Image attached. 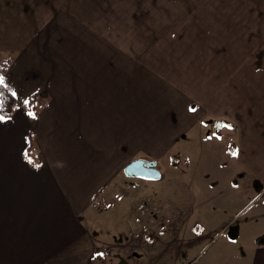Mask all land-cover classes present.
Here are the masks:
<instances>
[{
	"label": "crops",
	"instance_id": "1",
	"mask_svg": "<svg viewBox=\"0 0 264 264\" xmlns=\"http://www.w3.org/2000/svg\"><path fill=\"white\" fill-rule=\"evenodd\" d=\"M178 5L0 0V75L19 106L0 120V264H93L87 214L113 201L124 169L188 166L211 132L264 181V0H209L205 35ZM251 253L264 264L263 239Z\"/></svg>",
	"mask_w": 264,
	"mask_h": 264
},
{
	"label": "rangeland",
	"instance_id": "2",
	"mask_svg": "<svg viewBox=\"0 0 264 264\" xmlns=\"http://www.w3.org/2000/svg\"><path fill=\"white\" fill-rule=\"evenodd\" d=\"M208 1L179 0L174 10L200 17L205 35L212 24ZM221 9L213 7L217 15L225 14ZM256 25L260 34L263 24ZM206 136L188 166L159 165L162 177L151 181L123 173L113 201L91 207L86 222L93 264H246L249 251L264 240V181L252 183L213 132ZM241 172L243 177L236 174ZM196 236L204 239L197 248L181 247ZM169 242L177 245L171 253Z\"/></svg>",
	"mask_w": 264,
	"mask_h": 264
},
{
	"label": "water",
	"instance_id": "3",
	"mask_svg": "<svg viewBox=\"0 0 264 264\" xmlns=\"http://www.w3.org/2000/svg\"><path fill=\"white\" fill-rule=\"evenodd\" d=\"M225 122L216 121L212 127L213 131L220 129ZM155 162L147 163L143 159H138L131 162L126 168L125 173L129 177L140 178L144 180H158L161 178V172L155 168Z\"/></svg>",
	"mask_w": 264,
	"mask_h": 264
},
{
	"label": "trees",
	"instance_id": "4",
	"mask_svg": "<svg viewBox=\"0 0 264 264\" xmlns=\"http://www.w3.org/2000/svg\"><path fill=\"white\" fill-rule=\"evenodd\" d=\"M7 69L8 64L5 62L2 66V72H6ZM0 92H3L2 104H0V113L5 117L10 118L16 112V96H13L12 91H10L8 88L3 87V85H0ZM34 103L35 96H32L27 103V111L29 113H34L33 116L38 113L37 107L34 105Z\"/></svg>",
	"mask_w": 264,
	"mask_h": 264
},
{
	"label": "snow or ice",
	"instance_id": "5",
	"mask_svg": "<svg viewBox=\"0 0 264 264\" xmlns=\"http://www.w3.org/2000/svg\"><path fill=\"white\" fill-rule=\"evenodd\" d=\"M0 85H3V87L8 88L10 91H12V95L15 96L16 92L9 87V85L5 82L4 76L0 75ZM2 97H3V92H0V104H2ZM25 103H28V101H25ZM17 107H19L17 105ZM194 110V109H193ZM30 115H34V113H29ZM7 119V117L0 116V120Z\"/></svg>",
	"mask_w": 264,
	"mask_h": 264
},
{
	"label": "flooded vegetation",
	"instance_id": "6",
	"mask_svg": "<svg viewBox=\"0 0 264 264\" xmlns=\"http://www.w3.org/2000/svg\"><path fill=\"white\" fill-rule=\"evenodd\" d=\"M147 163H151V162H155L153 160H145ZM156 163V162H155ZM156 169H158V166L157 164L154 165ZM159 170V169H158ZM160 171V170H159ZM161 172V171H160ZM161 177H162V173H161ZM130 178H133V177H130ZM161 179V178H160Z\"/></svg>",
	"mask_w": 264,
	"mask_h": 264
},
{
	"label": "bare ground",
	"instance_id": "7",
	"mask_svg": "<svg viewBox=\"0 0 264 264\" xmlns=\"http://www.w3.org/2000/svg\"><path fill=\"white\" fill-rule=\"evenodd\" d=\"M124 174L126 175V176H128L126 173H125V170H124ZM129 177V176H128Z\"/></svg>",
	"mask_w": 264,
	"mask_h": 264
}]
</instances>
